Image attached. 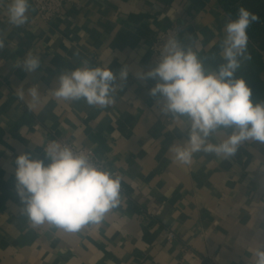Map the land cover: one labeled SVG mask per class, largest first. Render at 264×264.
I'll return each instance as SVG.
<instances>
[{
  "label": "crops",
  "instance_id": "1",
  "mask_svg": "<svg viewBox=\"0 0 264 264\" xmlns=\"http://www.w3.org/2000/svg\"><path fill=\"white\" fill-rule=\"evenodd\" d=\"M11 2L0 0V264H253L264 242V145L246 142L227 160L199 152L191 164L174 161L170 146L187 139L183 118L164 116L149 95L156 81L135 73L154 67L152 42L171 27L198 48L206 68L218 67L232 4L252 10L260 0H73L52 24L28 0L19 27L8 19ZM28 53L40 57L32 73L16 66ZM85 60L109 63L117 75L129 69L112 104L52 95L60 73ZM225 138L221 129L211 142ZM48 140L90 149L122 177L121 204L100 224L66 233L21 215L15 159L29 153L47 164Z\"/></svg>",
  "mask_w": 264,
  "mask_h": 264
},
{
  "label": "clouds",
  "instance_id": "2",
  "mask_svg": "<svg viewBox=\"0 0 264 264\" xmlns=\"http://www.w3.org/2000/svg\"><path fill=\"white\" fill-rule=\"evenodd\" d=\"M28 0H12L8 19L14 26L27 20ZM259 16L245 7L235 18L228 17L219 42L222 63L206 68L198 48L184 44L177 35L162 44L155 66L147 72L137 71V79L155 80L149 95L157 99L161 113L172 119L183 118L187 139L170 146L174 161L191 164L195 153L214 154L227 160L246 142L264 145V101L252 99V88L243 76H237L247 61L248 29L259 22ZM4 42L0 39V49ZM26 72L40 67V57L28 53L16 64ZM129 75L127 67L119 74L107 66L81 67L63 71L52 95L60 100H85L90 106L106 107L114 102L113 93ZM30 104L40 101L38 86L28 89ZM23 99V94H21ZM224 130L226 138L218 143L211 138ZM44 159H33L22 153L15 159V188L26 216L33 227L49 225L66 233H79L88 225H98L121 204L122 177L97 162L92 153L75 144L49 142ZM253 264H264V242L252 254Z\"/></svg>",
  "mask_w": 264,
  "mask_h": 264
},
{
  "label": "trees",
  "instance_id": "3",
  "mask_svg": "<svg viewBox=\"0 0 264 264\" xmlns=\"http://www.w3.org/2000/svg\"><path fill=\"white\" fill-rule=\"evenodd\" d=\"M230 15L235 18L237 10L240 8L233 3ZM259 16V22L254 23L248 29L249 43L253 46L251 50V60L247 61L237 76H243L252 88V99L255 102L264 101V0H260L255 9L250 10ZM2 132L0 130V139Z\"/></svg>",
  "mask_w": 264,
  "mask_h": 264
},
{
  "label": "built area",
  "instance_id": "4",
  "mask_svg": "<svg viewBox=\"0 0 264 264\" xmlns=\"http://www.w3.org/2000/svg\"><path fill=\"white\" fill-rule=\"evenodd\" d=\"M32 1H33L35 10H36V16L45 24H50L54 18L61 16L64 12L65 6L67 4L73 3V0H32ZM171 35H177L179 38L180 30L176 27L168 28L163 33L157 35L156 38L154 39V41L152 42L151 63L153 66H155V60H157L159 57V53H160L162 44ZM51 141H58L61 143L72 144L71 142H69L67 140H48L46 143L48 144ZM46 145H45V147H46ZM84 149L90 151L92 153L94 159L97 162H100L97 159V157L95 156V154L93 153V151H91L90 149H87V148H84ZM173 239H174L173 234H169L168 240L172 241Z\"/></svg>",
  "mask_w": 264,
  "mask_h": 264
}]
</instances>
